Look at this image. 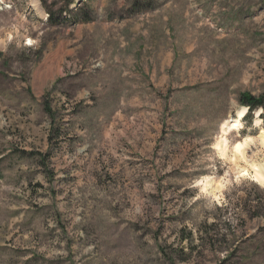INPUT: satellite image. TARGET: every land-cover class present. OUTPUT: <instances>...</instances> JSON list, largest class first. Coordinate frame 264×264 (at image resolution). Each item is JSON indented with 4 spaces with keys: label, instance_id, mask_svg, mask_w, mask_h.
<instances>
[{
    "label": "rangeland",
    "instance_id": "374dc122",
    "mask_svg": "<svg viewBox=\"0 0 264 264\" xmlns=\"http://www.w3.org/2000/svg\"><path fill=\"white\" fill-rule=\"evenodd\" d=\"M242 93L264 0H0V264H264Z\"/></svg>",
    "mask_w": 264,
    "mask_h": 264
},
{
    "label": "bare ground",
    "instance_id": "6f19581e",
    "mask_svg": "<svg viewBox=\"0 0 264 264\" xmlns=\"http://www.w3.org/2000/svg\"><path fill=\"white\" fill-rule=\"evenodd\" d=\"M48 68L51 69V67H48ZM52 70L55 71L54 69ZM244 109L245 108L243 107L240 111H238L237 118L233 120H227L223 122L221 125V129H220L221 133H220V136L218 137L219 139L216 141L215 146L219 150L222 156H225L226 149L228 148V145H229L228 138L226 137L227 132L234 130L233 132L236 131L237 133L243 129L241 118L245 112ZM253 125L256 128L261 129L260 133L258 132L259 135L255 139L252 137H249L247 139H244L243 141H238L235 144H233L232 151L234 153L235 161H237V163H243L246 165V167L244 166L243 168H240V166L237 167L236 174H237V177H242L245 175L251 176L253 181H255L256 183L264 187V161H261L258 158L259 152H261V154L263 153V156H264V130L261 127V119L259 116H257L254 119ZM237 145H239V148H237ZM256 148H258L259 150H257ZM255 149L257 151H255ZM198 184L201 185L203 190L204 189L207 190V187H209L210 188L209 192H213L214 190L219 191V189L223 187L222 182L217 183V184H215V182L212 183V180H210L209 177H205L201 179L198 182Z\"/></svg>",
    "mask_w": 264,
    "mask_h": 264
},
{
    "label": "trees",
    "instance_id": "16d2710c",
    "mask_svg": "<svg viewBox=\"0 0 264 264\" xmlns=\"http://www.w3.org/2000/svg\"><path fill=\"white\" fill-rule=\"evenodd\" d=\"M240 104L242 105H246L248 107L249 110H253L255 108L258 107H264V96H260V97H253L250 94L247 93H242L240 95ZM44 111L48 114V115H52V111L51 108L49 107L48 104H46L44 106Z\"/></svg>",
    "mask_w": 264,
    "mask_h": 264
},
{
    "label": "snow or ice",
    "instance_id": "6c2138e0",
    "mask_svg": "<svg viewBox=\"0 0 264 264\" xmlns=\"http://www.w3.org/2000/svg\"><path fill=\"white\" fill-rule=\"evenodd\" d=\"M237 148H239V145H237Z\"/></svg>",
    "mask_w": 264,
    "mask_h": 264
}]
</instances>
